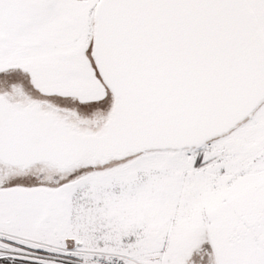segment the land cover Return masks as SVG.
I'll list each match as a JSON object with an SVG mask.
<instances>
[{
	"label": "snow or ice",
	"instance_id": "obj_1",
	"mask_svg": "<svg viewBox=\"0 0 264 264\" xmlns=\"http://www.w3.org/2000/svg\"><path fill=\"white\" fill-rule=\"evenodd\" d=\"M0 264H264V0H0Z\"/></svg>",
	"mask_w": 264,
	"mask_h": 264
}]
</instances>
